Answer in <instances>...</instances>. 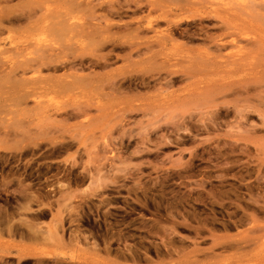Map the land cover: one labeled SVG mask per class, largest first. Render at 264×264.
<instances>
[{
  "label": "rangeland",
  "instance_id": "374dc122",
  "mask_svg": "<svg viewBox=\"0 0 264 264\" xmlns=\"http://www.w3.org/2000/svg\"><path fill=\"white\" fill-rule=\"evenodd\" d=\"M93 1L78 33L54 26L67 0H35L0 34V58L109 59L0 80V253L11 223L54 264H264V0ZM92 24L125 44L93 53ZM119 70L147 74L115 90Z\"/></svg>",
  "mask_w": 264,
  "mask_h": 264
},
{
  "label": "bare ground",
  "instance_id": "6f19581e",
  "mask_svg": "<svg viewBox=\"0 0 264 264\" xmlns=\"http://www.w3.org/2000/svg\"><path fill=\"white\" fill-rule=\"evenodd\" d=\"M4 3L11 2L10 0H3ZM67 3H70V7L65 8V12L60 15L59 18L56 19L54 22V26L59 32H66L69 33H76L77 31H81V27L74 26L72 21H74L76 18L73 16H70L69 10L76 9L79 11V9H82L83 13H88L91 17V19H94L95 17V5L93 0H87L86 2L82 0H67ZM136 4V11L138 13H141V3L138 1H135ZM106 6L108 10H111V13L113 15L120 16V8L116 6V3L113 0H110L107 2V4L102 5V9H104ZM72 7V8H71ZM39 6L36 5L35 0H27L23 4H19L12 7H4L0 8V34L5 30V24L6 25H18L22 24L24 21H29L33 19V17L40 11ZM52 16V15H51ZM80 26H83L84 24H79ZM151 24L147 27H141L139 26L141 30L150 29ZM173 25V24H172ZM113 26V25H112ZM111 24L106 23L105 26H103L104 31H109L111 29ZM138 28L135 29V31H138ZM94 29V30H93ZM78 33V32H77ZM90 40L89 43L92 44V50L93 53L97 49H102L109 45L110 47L118 48L122 47L125 43H123L121 40L116 38H110V40H107V37L102 33L100 35L95 34V26L91 25V31L89 32ZM152 45H156L158 41H150ZM151 45V46H152ZM58 46V45H54ZM138 46V45H137ZM141 46V45H140ZM132 47L135 48L134 44H132ZM54 47L52 50H41L40 53L36 55V57H30L31 53L27 52L24 53L20 49H17L14 53L13 57L5 56L4 58H0V77H2L0 80L2 82H5L6 84H31L32 82L37 81H43L44 78H40L39 76L32 78V79H23L25 77L26 72L32 71L33 75H40L43 70L46 71H59L63 67L70 66H82L85 62H88L93 65H99L102 64L103 67L108 63L109 59L106 56H102L101 58H98L96 56L90 55L89 59L84 58L83 56L74 57L72 55L71 57L64 55V52L60 50L61 48ZM134 48H132V52L134 51ZM58 49V53H55L54 50ZM66 50V49H63ZM5 51H2L1 53H4ZM92 53V54H93ZM5 55V54H4ZM1 55V56H4ZM156 58V56H154ZM4 68V69H3ZM3 69V70H1ZM7 71V72H6ZM150 71H148L149 73ZM159 74V72H155ZM147 73H127L125 71L119 70V71H113L111 76L113 80H116L115 85L113 87L115 90H122L123 85L120 82H123L126 79L129 78H137L140 80V78H143ZM176 74V73H174ZM177 74L184 75L185 72H180ZM72 79H77L79 76H73ZM58 83V85H66V81L63 80H54ZM84 81V80H83ZM76 82H82L77 80ZM85 82V81H84ZM96 80L93 81L95 83ZM62 109L57 108L56 112H60ZM36 199V197H33ZM21 209L27 210L28 205L26 207H22ZM27 232H23L22 234H19L17 230L14 228V226L11 223H8L6 229V235L8 237V241L4 243L3 250L1 251L0 255L2 257H9V263L8 264H54L51 260L52 257L46 255L45 253H41L39 251H36L32 247V243L35 242L38 232L36 229H34L32 226H26ZM4 232L0 229V238H3ZM18 237V241H15V238ZM78 239V237H75ZM15 260L16 263L13 261ZM11 261V263H10ZM34 261V262H33ZM55 264H62V263H55ZM78 264H85V263H78Z\"/></svg>",
  "mask_w": 264,
  "mask_h": 264
}]
</instances>
